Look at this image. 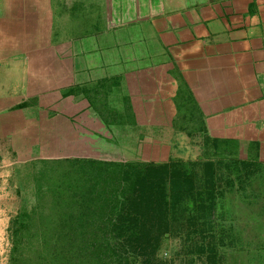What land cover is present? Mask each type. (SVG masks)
Listing matches in <instances>:
<instances>
[{
    "label": "crops",
    "instance_id": "crops-1",
    "mask_svg": "<svg viewBox=\"0 0 264 264\" xmlns=\"http://www.w3.org/2000/svg\"><path fill=\"white\" fill-rule=\"evenodd\" d=\"M0 63V111L19 113L12 124L25 130L32 124L41 140L54 136L59 158L67 151L72 157L121 151L115 124L108 128L98 113L102 93L119 106L120 91L130 119L162 125L143 139L142 161L193 163L201 175L209 159L214 163L212 237L247 217L252 227L242 233L259 231L264 0H0ZM14 77L25 81L16 85ZM176 99L183 108L196 106L191 126L177 128L186 114ZM202 134L217 146L206 149ZM260 234L250 236L251 244ZM226 235L232 248L244 245L241 235Z\"/></svg>",
    "mask_w": 264,
    "mask_h": 264
},
{
    "label": "trees",
    "instance_id": "trees-1",
    "mask_svg": "<svg viewBox=\"0 0 264 264\" xmlns=\"http://www.w3.org/2000/svg\"><path fill=\"white\" fill-rule=\"evenodd\" d=\"M116 110L125 114L123 119L129 118ZM117 120L111 122L118 130L113 134L121 135L137 123L133 117V125L120 124L126 127L121 131ZM200 129L207 131L205 126ZM144 135L136 138L138 145ZM202 135L206 149L217 146L215 139ZM104 164L122 169L115 187L95 180ZM34 165L37 204L28 213L29 222L22 221L15 229L10 264H176L158 256L165 238L173 236L185 239L181 251L191 264L200 251L210 253L219 246L209 233L218 202L217 174L210 159L202 175L196 164L173 159L65 157L37 160ZM130 166L137 171L124 170ZM224 243L223 236L220 244Z\"/></svg>",
    "mask_w": 264,
    "mask_h": 264
},
{
    "label": "rangeland",
    "instance_id": "rangeland-1",
    "mask_svg": "<svg viewBox=\"0 0 264 264\" xmlns=\"http://www.w3.org/2000/svg\"><path fill=\"white\" fill-rule=\"evenodd\" d=\"M13 65L14 64L11 63V67H13ZM1 81H3L2 78H0V82ZM11 81L18 85L19 83L23 84L25 79L22 77H14L11 78ZM102 94V99L99 102V106L102 109L98 110L100 116H103L105 120H108L109 124H111V122L115 123V121L119 119L117 120V124H119L118 128L121 131H125L123 128L126 127L122 128V126L124 125L120 124L126 123L128 125L131 123V125H133V121L129 119L131 118V113L128 109V104L126 102L127 98L125 97V95L124 99L122 98L124 104L120 106L122 101V99L120 100V97L121 95L123 97V93H120V91L117 93L119 101L118 106L115 103L116 101H114V99H112V101L108 100L109 94L107 95V91ZM33 100L34 99H32V101ZM176 100V102L178 103L177 106H179L180 108V114H186V118H181L176 122L177 128L191 126V124H194L195 122L194 117L192 116V112H194L193 108L196 106L194 104H186L185 106H187V108H183V101H181L180 99ZM29 101H31V99ZM123 106H125L126 108L122 109V111L127 112L129 118L123 119V114L116 110L117 107L122 108ZM7 112L8 111H0V264L11 263V257L15 249V229L22 221H28V213H33V209L37 204L35 185L36 167L34 163L37 160L41 159H56L59 158L58 156L60 155L58 153L59 148L56 149V147H58V143L55 142L56 139L54 141V136L50 135L49 137L43 135L41 140L40 134L39 136H37L39 132L37 133V131L33 130L34 126H32V124L31 126H28L30 128H26V130L25 126L23 127V129H21L18 125L12 124L14 122H17L15 120H19V113L15 112V115L13 113L10 114V118L6 116ZM124 120L126 122H124ZM8 122L10 125L7 124ZM161 126L162 125L159 124L153 125V127H151L148 125L146 126L136 123L131 129L129 128V131L122 132L121 135L114 133L113 137L116 138L119 142L118 144H121L122 146V150L120 152L118 150L117 152L109 151V154H102L104 152H102V150L96 153L92 150H84L79 153L83 157H95V159L100 160L124 162L139 161L142 157H144L143 155H145L146 147H144L145 145H142L141 147L137 148L139 145L136 138L138 136H141V134H145L144 138H146L149 135V131L161 130ZM60 150H62V152L64 151L63 148H60ZM76 154L78 155V151ZM87 154H92V156H88ZM64 155L72 157L74 154H72L71 151H67V153H65ZM110 168L106 164L102 165V168H98V178L95 180L98 181L99 185H111L115 187L116 183L120 181L118 179V177L120 176L119 174H122V169L120 168V166L113 164V166H110ZM124 170L133 172L137 171L136 168L131 166L130 169ZM238 176L240 177L241 175ZM257 183L259 185L257 186V188L264 190V182ZM233 192H235L234 189ZM258 193L260 194V192ZM249 221L250 219L249 217H247L244 218L241 222L235 223L238 224L237 227L239 228H236V225H233V228L223 226H221V228L219 227L217 229L218 237L216 238L219 244L218 248L212 251L209 250L210 253H208V250H202L196 255L197 258L199 260L203 259L204 261H207L205 262V264H264V237L260 234L261 236L258 243L254 242L251 244V242L249 241V239L255 233L259 235V231H264V218L261 220L262 222L258 223L259 226H261L260 228H262L261 230L260 228L259 231L253 230L251 234L245 236L244 233L246 230H248L247 226H251V222ZM223 231L227 234V238H237V236L241 235L242 243L244 245L241 246V243H239V245H236L235 248H232V246L230 245L231 243L229 244V240L227 239H225V243L223 245L220 244L221 239L223 238ZM243 231L244 233H242ZM255 239L258 240L257 238ZM251 240L253 241V239ZM185 243L186 241L182 237L173 236L165 238L158 252L159 258H163L168 263L173 262L176 264H188L187 256L181 251L184 249L183 247ZM209 255L211 256L210 258L213 259V263L210 262L212 260H210ZM215 255L216 259L214 257ZM192 263L202 264L203 262H201V260H196Z\"/></svg>",
    "mask_w": 264,
    "mask_h": 264
},
{
    "label": "flooded vegetation",
    "instance_id": "flooded-vegetation-1",
    "mask_svg": "<svg viewBox=\"0 0 264 264\" xmlns=\"http://www.w3.org/2000/svg\"><path fill=\"white\" fill-rule=\"evenodd\" d=\"M122 150V148H120Z\"/></svg>",
    "mask_w": 264,
    "mask_h": 264
}]
</instances>
